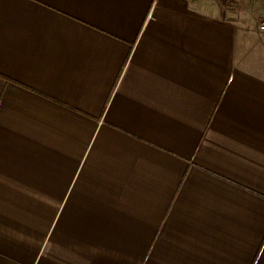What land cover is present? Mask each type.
<instances>
[{"label":"crops","instance_id":"1","mask_svg":"<svg viewBox=\"0 0 264 264\" xmlns=\"http://www.w3.org/2000/svg\"><path fill=\"white\" fill-rule=\"evenodd\" d=\"M259 15L0 0V264H264Z\"/></svg>","mask_w":264,"mask_h":264},{"label":"rangeland","instance_id":"2","mask_svg":"<svg viewBox=\"0 0 264 264\" xmlns=\"http://www.w3.org/2000/svg\"><path fill=\"white\" fill-rule=\"evenodd\" d=\"M254 8H255V5L254 6L252 5L251 9H249L247 11V13H245V15L243 16V19H242V20L246 21L248 26H250V27L254 25V20L256 18V9H254Z\"/></svg>","mask_w":264,"mask_h":264},{"label":"built area","instance_id":"3","mask_svg":"<svg viewBox=\"0 0 264 264\" xmlns=\"http://www.w3.org/2000/svg\"><path fill=\"white\" fill-rule=\"evenodd\" d=\"M260 3V15L256 20L257 28L264 31V0H255Z\"/></svg>","mask_w":264,"mask_h":264}]
</instances>
